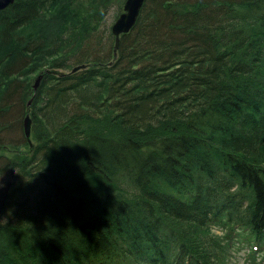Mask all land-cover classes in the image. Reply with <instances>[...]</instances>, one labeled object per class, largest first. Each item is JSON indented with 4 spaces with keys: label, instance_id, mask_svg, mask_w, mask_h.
Listing matches in <instances>:
<instances>
[{
    "label": "trees",
    "instance_id": "trees-1",
    "mask_svg": "<svg viewBox=\"0 0 264 264\" xmlns=\"http://www.w3.org/2000/svg\"><path fill=\"white\" fill-rule=\"evenodd\" d=\"M106 9L0 10V264H220L212 226L264 248V0H145L116 52Z\"/></svg>",
    "mask_w": 264,
    "mask_h": 264
},
{
    "label": "rangeland",
    "instance_id": "rangeland-1",
    "mask_svg": "<svg viewBox=\"0 0 264 264\" xmlns=\"http://www.w3.org/2000/svg\"><path fill=\"white\" fill-rule=\"evenodd\" d=\"M119 1L120 0H105L107 9L105 18L103 19V28L107 29L111 27L114 19L116 18V14L119 11ZM121 4L123 5V3ZM72 9V18L76 22V28L78 29V27L80 28L84 24L87 17V13L85 11L88 12L89 9H87L85 3L79 5L73 4ZM77 10L80 13L81 19H77L75 17ZM47 14L48 12L43 13V17H46ZM46 30L47 32L45 33L50 35L53 31V24L51 23L48 25ZM26 34L38 35L40 32L37 30H27ZM10 151L11 149L7 148L6 152L8 153ZM206 233V236L211 238V240L216 244L215 246L212 244V247L215 248L220 264H264V248L260 249V247L257 246L256 249V244L249 241L242 233L233 237L232 234L229 235L227 229L221 228L220 226H212L208 232L206 231Z\"/></svg>",
    "mask_w": 264,
    "mask_h": 264
},
{
    "label": "water",
    "instance_id": "water-1",
    "mask_svg": "<svg viewBox=\"0 0 264 264\" xmlns=\"http://www.w3.org/2000/svg\"><path fill=\"white\" fill-rule=\"evenodd\" d=\"M14 0H0V10L10 6ZM144 3V0H125L123 4V12L115 19L111 25V31L115 38L114 52H116L119 44L121 34L128 33L135 25L140 9ZM83 66L73 68L72 71L77 70ZM41 81V75H38L33 83V90H37ZM25 132L26 137L30 136V118H25Z\"/></svg>",
    "mask_w": 264,
    "mask_h": 264
},
{
    "label": "bare ground",
    "instance_id": "bare-ground-1",
    "mask_svg": "<svg viewBox=\"0 0 264 264\" xmlns=\"http://www.w3.org/2000/svg\"><path fill=\"white\" fill-rule=\"evenodd\" d=\"M125 1V0H124ZM145 1V0H144ZM123 4H124V2H123ZM9 7V6H8ZM7 8V7H6ZM122 12H123V5H122ZM121 12V13H122ZM120 13V14H121ZM119 14V15H120ZM118 15V16H119ZM117 16V17H118ZM116 17V18H117ZM115 18V19H116ZM252 18H254L255 19V15H245V16H243L242 18H238V19H236V20H233L232 22H231V26H230V28H237V27H239V26H244L245 28L247 27V23H249V21H251V19ZM115 19H114V21H115ZM113 21V22H114ZM242 22V25H240V23ZM84 23H85V26L87 27V25L89 26V24H90V22L89 21H84ZM113 24V23H112ZM110 31H111V27H110ZM111 33H112V31H111ZM113 35V34H112ZM122 35V34H121ZM120 35V36H121ZM115 39V38H114ZM37 78V76L35 75L34 76V74L33 73H30L29 75H24V76H21L20 77V79H22V80H28V79H33V81H32V86H31V88L33 87V82H34V80ZM30 101L31 100H29L28 102H27V105H30ZM26 116H29V118H30V114H29V112H26L25 113V118H26ZM25 118H24V120H25ZM22 121V132H23V135L25 136V138L27 139V142H28V144H29V146L31 147L32 146V141H31V124H32V121H31V118H30V136L29 137H26V132H25V121ZM8 139L9 140H13V137H9L8 136ZM10 143H12V141H1V145H2V148L4 149L5 147H7L8 145H10ZM10 148V147H9ZM1 149V148H0ZM173 235H174V238L177 240V241H179V242H182V241H185V239H187V237L185 236V235H187V233H185V230H182V229H180V228H177V227H174L173 228ZM194 236V235H193ZM182 243H185V242H182ZM187 245V244H186ZM176 246V241H173V244L170 246V247H166V246H162V249H161V247H159L160 248V250H161V253L162 254H164L167 258H169V259H172L173 258V249H174V247Z\"/></svg>",
    "mask_w": 264,
    "mask_h": 264
}]
</instances>
